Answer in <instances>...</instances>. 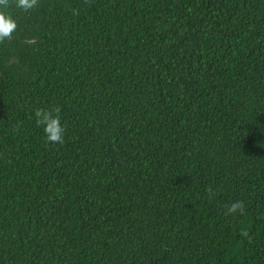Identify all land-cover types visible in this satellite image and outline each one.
I'll return each mask as SVG.
<instances>
[{
    "label": "trees",
    "instance_id": "1",
    "mask_svg": "<svg viewBox=\"0 0 264 264\" xmlns=\"http://www.w3.org/2000/svg\"><path fill=\"white\" fill-rule=\"evenodd\" d=\"M9 3L0 264H264V0Z\"/></svg>",
    "mask_w": 264,
    "mask_h": 264
},
{
    "label": "clouds",
    "instance_id": "2",
    "mask_svg": "<svg viewBox=\"0 0 264 264\" xmlns=\"http://www.w3.org/2000/svg\"><path fill=\"white\" fill-rule=\"evenodd\" d=\"M9 0H0V43L9 40L17 30V21L8 11ZM39 6V0H14V7L29 11ZM34 121L40 127L45 139L52 144H62L65 139V126L62 123L60 109L52 106L47 109H36L33 113ZM243 201H235L227 207L226 215L243 212Z\"/></svg>",
    "mask_w": 264,
    "mask_h": 264
}]
</instances>
